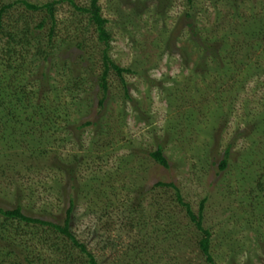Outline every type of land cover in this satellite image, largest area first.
<instances>
[{"label": "rangeland", "instance_id": "1", "mask_svg": "<svg viewBox=\"0 0 264 264\" xmlns=\"http://www.w3.org/2000/svg\"><path fill=\"white\" fill-rule=\"evenodd\" d=\"M19 1H62L55 42L63 45L34 64L29 78L40 94L46 82L45 104L61 116L56 138L67 141L49 138L46 150L28 131L24 143L17 134L18 143H0V208L22 206L30 217L63 225L73 205V232L100 264H208L187 208L173 189L158 187L173 183L195 214L207 200L204 228L215 264H264V0H100L110 56L134 73L124 76L127 98L111 72L105 107L97 96L103 45L93 28L76 31L88 16L67 0H0V8ZM46 16L19 3L5 26L29 24L47 45L51 24L35 30ZM78 34L83 51L73 42ZM25 70L18 72L31 75ZM77 75L85 86L72 94L67 88ZM88 122L94 125L80 128ZM2 132L0 125V138ZM160 147L168 168L151 157ZM224 158L230 164L222 171ZM5 225L0 253L7 262L26 264L27 253L39 264H63L47 246L55 234Z\"/></svg>", "mask_w": 264, "mask_h": 264}, {"label": "trees", "instance_id": "2", "mask_svg": "<svg viewBox=\"0 0 264 264\" xmlns=\"http://www.w3.org/2000/svg\"><path fill=\"white\" fill-rule=\"evenodd\" d=\"M67 1L72 4V6L77 10V12L80 13V15L88 16L87 27H83L81 25L83 24L82 22L84 20L79 21V23L77 22V33L82 35L83 33H87L89 28H93L95 33L98 34L99 42L103 45V49L101 50L103 58V72L99 76V81L97 82L98 87L100 88V93L97 95L100 99L99 104L101 107H105L108 102L110 93L109 79L112 71H114L120 77L122 85L125 87L124 93L128 98V89L124 76L125 74L134 73L131 69H125L116 64L111 58L112 56H110L111 43L113 41L112 34L108 29L110 21L103 15L102 7L99 4L100 0H90L91 2L89 7L78 6L75 4L74 0ZM189 1L192 3L194 0ZM19 3L24 5L29 11L46 12L47 16L44 17L42 22L35 28V30L43 31L47 25L51 24L47 45H43V40L39 36L34 39L35 34L30 29L29 24L24 26L25 28H23V30H17V27L13 30H7L4 19L9 11H11V9L15 6V4ZM59 3H62V1H53L43 5L30 3L28 1H19L14 4L2 6L0 8V39H4L5 42L4 46L0 45V125L3 130L0 143H3L6 139L7 140L5 142H8L12 145L15 141L18 143L16 138L18 135L21 137L20 143H24L26 141L25 137L27 136L28 131H31L32 134H34L35 137L30 133L35 140H38L39 142L44 141L43 144L46 147V150L48 143L45 142H48L49 138H51V140L54 139L55 141L58 140L56 137L61 127L57 124V121L61 118V116L57 115L58 118H56V113L58 114V110L53 106L47 107L45 104L46 94L49 93L47 91V84L46 82H41V87L45 88V92L40 94L38 91L35 92V88H30V86L33 85V82H31L30 78L32 75H34L32 74L33 70L31 67L38 63V61H48V58L52 55L53 51H55L56 46L63 45L61 38H59V41H57L59 44L55 42L57 37L56 30L57 27H59L56 16L57 5H59ZM258 32H260V30L256 29L254 34L256 35ZM77 36L78 38L73 39L75 47L78 50L83 51L86 48V41L80 39L81 36H79V34ZM32 38L37 42L39 45L38 47L35 48V46L32 45ZM27 59H29L30 62L27 63ZM19 70L32 72L31 75L28 76L25 74L26 72H18ZM42 76L44 80L45 78L49 79V76L45 72L42 74ZM84 81L85 79L83 76L77 75L76 78L69 83L67 90H71L72 94L83 90L85 86ZM67 121L68 119L65 118L64 122ZM93 125L94 124L92 122H88L80 128H87ZM63 128L65 130L67 129V127ZM35 133H38L39 136L37 137ZM58 141H67V136L66 138ZM37 145L40 147L41 143H37ZM42 150L43 154L46 153L45 148L42 147ZM151 157L160 166L164 168L169 167L168 160L161 147L156 152L152 153ZM229 164L230 163L228 159L224 158L221 161L219 168L224 171L229 167ZM158 187L170 188L176 192L177 201L187 208L189 218L197 227L198 231L202 234V239H200L199 242V248L201 252L206 257L208 264H215L210 253L212 233L204 228L203 212L207 200H204L201 203L199 214L197 215L189 204L184 203L181 190L178 186L173 183H159ZM73 210L74 206L71 205V208L67 211L65 223L63 225H59L26 215L22 206H15V208L7 210L0 208V215L3 216L5 220L4 223H1L0 225V238H3L1 233L5 236L9 235V230L5 225L9 221L19 222L20 224H24L27 227L31 225L41 226L45 230V233L50 232L55 234V237L53 238L52 236H47L46 240L49 242L47 243V246L51 255L55 254L58 257H63V264H100L96 256L91 252V250H89L88 246L85 243H82V241H80L74 234ZM15 237L16 236L10 237V242L16 243ZM12 246L16 248L17 243L12 244ZM75 250L79 253V256L74 254ZM7 256H9V253ZM22 256L26 264H39V256L34 258L27 253L22 254ZM2 257L4 258L2 259ZM7 260L8 259H6L4 254L0 253V264H22V261L19 259H16L11 263L7 262Z\"/></svg>", "mask_w": 264, "mask_h": 264}]
</instances>
